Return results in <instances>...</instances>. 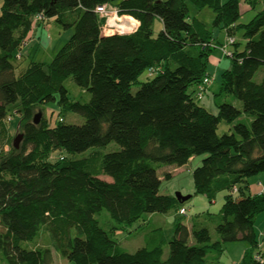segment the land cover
<instances>
[{"label":"trees","instance_id":"obj_1","mask_svg":"<svg viewBox=\"0 0 264 264\" xmlns=\"http://www.w3.org/2000/svg\"><path fill=\"white\" fill-rule=\"evenodd\" d=\"M242 1L251 8L262 4L246 23L237 22L240 0H0V132L12 106L23 134L17 149L0 151L1 264H52L50 246L31 245L44 230L54 251L74 264H216L224 244L234 241L248 244L239 264H264L253 226L264 210V186L244 193L247 178L264 172V69L254 79L264 66V0ZM103 3L135 18L137 28L103 34L95 11ZM189 3L212 10L211 26L225 31L223 43L190 14ZM49 18L72 28L70 36L48 62L31 60L15 75L16 53ZM155 20L160 27L154 35ZM223 45L230 63L220 73L212 114L195 102L194 92L209 75L211 53ZM146 69L152 77L131 91ZM68 77L88 93L86 100L70 99L63 83ZM227 95L241 107L216 102ZM48 101L83 122L33 123V108ZM220 121L232 130L217 134ZM110 142L119 149L90 150ZM55 151L64 155L52 160ZM199 154L205 156L191 171L193 194L212 200L225 191L215 240L206 227L180 221L184 201L159 193L160 167L182 166ZM171 209L178 218L164 259L160 227L133 252L119 246L115 236L122 228ZM101 210L114 221L108 230L94 217Z\"/></svg>","mask_w":264,"mask_h":264},{"label":"rangeland","instance_id":"obj_2","mask_svg":"<svg viewBox=\"0 0 264 264\" xmlns=\"http://www.w3.org/2000/svg\"><path fill=\"white\" fill-rule=\"evenodd\" d=\"M117 0H112L114 4ZM189 11L191 15L196 16L201 20L206 27L212 30L213 37L215 41L223 43L221 40L224 37L223 30L220 28L212 27L211 21L213 18V12L209 7H203L198 9L193 4L189 3ZM262 7V4L258 2L253 8H251L247 3L240 0L239 8L241 11L240 17L237 20L239 23H246L255 13ZM44 29L37 32V29L33 30L31 34L28 35V43L24 48L20 49V57L13 60L15 66L14 74L18 75L20 71L26 68L31 60L45 61L48 62L59 47L68 39L72 32V28H63L59 23L55 22L53 18H49L43 23ZM159 30L158 22L155 20L153 25V34L155 35ZM238 42V48H243L244 39L241 36V31L237 30L233 34ZM231 46L229 45L228 49ZM222 52V51H221ZM219 48H215L211 53V57L223 56V59L218 62L214 60H209L207 65V71L209 72L210 82L206 85L205 91L202 93V97L199 100H195L198 105L203 106L208 112L216 114L217 108L215 105L214 93L217 91L220 81V73L228 67L230 63L229 57L223 55ZM222 54V55H220ZM221 58V57H220ZM264 66H261L258 72L255 74L254 79L258 80L262 74ZM149 70L143 71L135 82L131 84V91H135L141 82H144L151 78L152 76L148 74ZM64 86L68 89V95L72 100H86L88 98V93L83 91L78 87L71 77L66 78L64 81ZM193 86L188 88L190 93ZM231 102L238 108L241 107V103L237 99L227 95L223 98H217L216 102ZM8 116L11 119L3 122L4 129L0 132V151L7 152L13 145L12 141L16 134L22 133L21 127L17 125V120L20 117V112L16 107L9 106L7 108ZM39 113L38 121L39 123L42 119L48 121V123L54 124L58 118L61 116L64 123H75L80 124L83 122V117L77 113L70 110H61L56 101H48L42 104H37L32 110L33 116ZM45 121V122H46ZM35 123V124H37ZM232 124H227L220 121L217 125V134H222L224 132H229L232 129ZM23 137V135H22ZM22 137L18 142V147L21 144ZM14 148V147H13ZM17 149V148H14ZM98 149L101 152L115 151L119 149L118 144L115 142H110L103 147H92L90 150ZM64 153L62 151H55L50 156V159H55L56 157L62 156ZM85 154H72L68 157H80ZM205 154L195 155V159L189 161L186 165L181 167H175L173 165L160 167L158 170V175L160 176L159 193L162 194H174L175 192H180L182 195H191L182 204L186 210L185 215H180L179 219L183 223L191 224L194 223L195 227H206L210 233L211 239H218V235L214 230L215 223L217 221V216L219 213V208L222 202V196L225 191H220L215 196V203H210V200L199 194H193V183L191 177V171L194 167L201 163V159ZM170 177L164 178V174L168 173ZM247 188H244L245 194H250L256 192L259 188L264 186V172L257 173L247 178ZM238 195L235 194V196ZM173 209H171L172 211ZM174 211V210H173ZM148 214L146 213L138 221L133 222L131 225L122 228L123 233L120 236H115L118 241L119 246L128 252H133L138 247L144 245L148 239L147 233H149L155 226L152 220H149ZM163 215V214H162ZM94 217L98 220L100 226L108 230L114 221L109 217L105 210H101L99 213L95 214ZM170 221L169 219L167 220ZM253 226L258 239V243L262 246L264 245V210L256 213L253 217ZM163 242H162V259H164L168 252L167 241L172 235L170 229V224L167 222H162L161 225ZM33 241V240H32ZM33 245H48L51 247L52 264H74L72 261L60 256L56 251H54L48 235L45 230L35 239L31 244ZM248 246L245 241H234L224 244V249L216 264H235L239 263L242 257L243 251ZM1 264V263H0Z\"/></svg>","mask_w":264,"mask_h":264},{"label":"built area","instance_id":"obj_3","mask_svg":"<svg viewBox=\"0 0 264 264\" xmlns=\"http://www.w3.org/2000/svg\"><path fill=\"white\" fill-rule=\"evenodd\" d=\"M95 11L103 18L102 32L103 34H113V33H129L134 31L137 28L138 21L130 15H119L117 10L112 7L110 4L103 3L95 7ZM41 15H38L36 18H41ZM233 41V38H227V44H230ZM25 43V42H24ZM23 43V44H24ZM20 49V48H19ZM221 50L224 55H230V52L225 48V45L221 47ZM16 57H20V50L16 53ZM210 76L205 75L202 78L200 84L196 86L195 97L196 99H201L202 93L205 91L206 85L210 82ZM58 121H61V116H58ZM178 212L181 215H185V209L180 208ZM254 257L258 260H261V254L257 252ZM239 264V263H235Z\"/></svg>","mask_w":264,"mask_h":264},{"label":"crops","instance_id":"obj_4","mask_svg":"<svg viewBox=\"0 0 264 264\" xmlns=\"http://www.w3.org/2000/svg\"><path fill=\"white\" fill-rule=\"evenodd\" d=\"M157 22H158V25H159V27H160V21L159 20H156ZM223 30V29H222ZM38 31H40V27L37 29V32ZM223 33H224V37H222V41L224 40V38H225V31L223 30ZM217 42H219V41H217ZM232 48V47H231ZM220 52H221V50H220ZM222 53V52H221ZM220 55H222V54H220ZM221 57V58H220ZM223 59V56H219V57H217V56H214V58H212L211 56L209 57V60H214V61H217L218 62V64H217V66L219 65V62H220V60H222ZM195 159V157H191L190 158V161H192V160H194ZM189 162V161H188ZM187 164V163H186ZM186 164H184V165H186ZM184 165H182V166H184ZM176 167V166H175ZM178 167H181V166H178ZM262 188H259L256 192H254V193H258L260 190H261ZM254 193H250V194H254ZM191 197V196H190ZM210 203H215V198L214 199H212V200H210ZM178 215H177V211H171V210H169L168 212H166V213H163V215L162 214H159V213H149L148 214V218H149V220H152V223H153V225L155 226V227H160V225H161V223L163 222H167V223H169L170 224V229L172 228V226H173V224H174V222H175V220L178 218L177 217ZM170 220L169 222L167 221V220ZM183 223V222H182ZM183 224H185L187 227H190V225L191 224H187V223H183ZM161 228V227H160ZM115 233H116V231H115Z\"/></svg>","mask_w":264,"mask_h":264},{"label":"water","instance_id":"obj_5","mask_svg":"<svg viewBox=\"0 0 264 264\" xmlns=\"http://www.w3.org/2000/svg\"><path fill=\"white\" fill-rule=\"evenodd\" d=\"M38 117H39V113H36L33 116L32 122L33 123H37ZM22 135H23L22 133H18L13 138L12 145H13L14 148H18V142L21 139ZM174 196L177 199V201L183 202V201L187 200L190 195H182L180 192L177 191V192L174 193Z\"/></svg>","mask_w":264,"mask_h":264}]
</instances>
